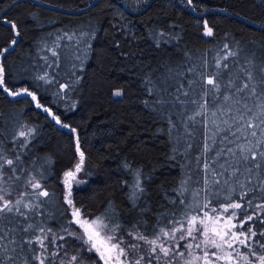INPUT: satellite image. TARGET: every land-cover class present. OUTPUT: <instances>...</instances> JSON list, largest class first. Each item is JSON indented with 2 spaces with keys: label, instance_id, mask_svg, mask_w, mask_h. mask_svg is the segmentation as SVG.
Instances as JSON below:
<instances>
[{
  "label": "trees",
  "instance_id": "16d2710c",
  "mask_svg": "<svg viewBox=\"0 0 264 264\" xmlns=\"http://www.w3.org/2000/svg\"><path fill=\"white\" fill-rule=\"evenodd\" d=\"M95 1L0 0L4 86L27 89L37 98L13 97L0 87V156L13 160L11 166L0 160V187L13 202L21 193L35 201L27 183L35 177L49 193L39 198L37 213L0 214V244L13 264H39L32 253L37 249L39 255V246L25 243L35 238L32 231H22L29 223L51 230L45 232V264H68L73 255L76 264H102L80 239L69 198L83 215L103 217L122 246L141 244L136 255H144L142 264L149 260L148 246L129 233L152 239L175 222L187 225L186 216L226 217L223 205L231 202L242 205L235 210L234 230L255 231L253 249L264 254V163L255 168L257 161H243L240 150L249 141L264 140V134L260 127L237 131L259 116L264 104V0ZM229 52L236 55L225 60ZM210 76L220 91L207 85ZM245 82L249 89L233 86ZM225 95L232 99L224 101ZM29 129L30 135L19 136ZM77 139L90 179L67 197L63 175L79 159ZM137 181L142 192L135 190ZM248 215L253 219L240 228ZM189 242L178 241L186 257ZM238 247L256 260L249 249ZM169 260L184 264L180 257L152 264Z\"/></svg>",
  "mask_w": 264,
  "mask_h": 264
},
{
  "label": "snow or ice",
  "instance_id": "6c2138e0",
  "mask_svg": "<svg viewBox=\"0 0 264 264\" xmlns=\"http://www.w3.org/2000/svg\"><path fill=\"white\" fill-rule=\"evenodd\" d=\"M192 0H188V3H191ZM11 24L13 29H16V25L11 21H8ZM19 35V31L15 33ZM207 35H212V30L207 29ZM12 45L16 44V40L11 41ZM227 47V45L225 46ZM8 49L4 48L3 52H7ZM3 53H0L2 55ZM236 53L229 52L227 56L224 57L226 60L228 56H235ZM220 66V62H218ZM224 68H227L228 65L225 63L222 65ZM246 74L248 79H252L251 72L247 70ZM3 67L0 65V87H3L4 91L8 92L11 96H19L21 92H14L4 86L3 79ZM44 79V77H41ZM207 85L212 86L213 92L220 91V86L217 80L210 76L207 81ZM232 84V81L229 82ZM237 91H243L244 89H249L250 86L247 82L242 85L236 86ZM64 87H67L66 85ZM253 95L256 94L255 88L250 89ZM23 94H27L32 97L33 100H36V95L32 92H29L27 89L23 90ZM207 91L205 92V95ZM116 96L122 95L121 92L117 91ZM188 95V93H184ZM224 101L232 99L230 95H225L223 97ZM193 103H196L193 101ZM207 101H204V104L201 107H206ZM37 107H42L37 102ZM244 108L247 109V113H252V109L248 108L247 104L244 105ZM260 112L259 116H253L252 119H249L242 128H238L237 131H242L243 128H252L255 129L260 127L262 134H264V104L259 106ZM45 112H50V109L45 108ZM202 112H197V115H202ZM57 123H60L59 117H53ZM195 117H192L194 119ZM241 121L244 120V114H241L239 117ZM258 119L259 124L253 123V120ZM64 127H69L68 125H63ZM31 129L28 131L21 130L19 132L20 137H27L31 133ZM75 132V129H72ZM235 135V133H233ZM250 135L256 137V131H251ZM264 140H257L255 144H252L251 141L247 145L240 146L241 150V159L243 161H257L254 167L259 169L261 168V163H264ZM77 150L79 151V140L77 139ZM84 152L79 151V162L75 165L74 171L65 172L64 183L68 187V196L71 197V186L72 180L76 178V175L83 170L84 167ZM0 160H3V163L11 166L13 160H5L3 156H0ZM205 167H209L205 165ZM3 168V164H0V169ZM249 172L252 171L251 168L248 169ZM239 172V168L234 169L233 174ZM3 178V173L0 171V180ZM28 186L35 190L32 193L36 197V200H25L26 193L19 194L18 198L13 202L12 199L6 198V189L0 187V214L13 213L22 217H27L29 213H37L41 203L40 197H48L49 193L46 189L43 188L41 183L35 179V177L28 180ZM219 183V181H215ZM227 183V181H225ZM243 188L244 185H241ZM135 190L137 192H142L143 189L140 187L139 181L135 184ZM10 195V194H8ZM67 203L72 206V216L75 218L74 223L79 225L83 229V236L80 237L84 243L89 245L88 251H95L99 254L100 259L103 260V264H142L144 261V255H136L138 253L141 244L139 243H129L126 246L123 245V240L118 239L115 235V228L109 229L108 224L104 222L103 217H97L92 221H88L81 218V211L79 208H76L73 204L71 198L67 200ZM251 202L249 201V204ZM27 209L28 212L22 210ZM207 207V205H205ZM242 205L237 202H231L223 205V212L229 213L226 217L222 215H210L208 212H204L202 216L190 215L186 216L187 225L183 221L175 222L172 227L166 229H159L157 232L153 233V238L149 239L143 233L136 232L135 234L129 233L132 236L133 240L142 242L144 245L148 246L149 260L147 264H152L153 259L169 258V257H180L184 260V264H240L241 261L244 264H264V254H257L253 249L252 241L253 238L257 235L255 231H252L251 228L248 231H235L237 224L233 221L237 219L236 209H240ZM264 207V206H261ZM233 210L229 212V210ZM215 212V209H213ZM253 217L248 215L246 220H240L239 227L243 228L244 223L251 221ZM24 232L32 231L34 239H29L25 243L32 245L33 243L39 246V255L36 254L37 249H32L33 258L39 261V264H45V251L46 245L45 240L47 236L45 232H50V229H45L42 226L33 225L31 223L27 224L25 228L22 229ZM180 233L177 237L176 233ZM38 233V234H37ZM70 235L72 233H69ZM261 236H264V232L260 233ZM63 239V237H61ZM4 240V236L0 234V241ZM179 240H189L190 242L185 245V249L188 253L187 257L185 252L179 251ZM172 241V243H168ZM195 242V243H193ZM10 243H15V240L10 241ZM259 243V241H255ZM238 246H243L244 248L249 249V253L252 257H256L255 261L249 259V254H243L240 252ZM261 248H264V244H260ZM199 250V254L195 251ZM215 249L216 251H210ZM14 252L15 249H12ZM8 249L5 248L3 244H0V264H13L14 257L7 254ZM130 253L134 255V258L130 259ZM57 253H53L56 255ZM67 255V253H65ZM78 261V256L73 255L69 258L68 264H76ZM24 264H27V261H24ZM168 264H171L169 260Z\"/></svg>",
  "mask_w": 264,
  "mask_h": 264
},
{
  "label": "rangeland",
  "instance_id": "374dc122",
  "mask_svg": "<svg viewBox=\"0 0 264 264\" xmlns=\"http://www.w3.org/2000/svg\"><path fill=\"white\" fill-rule=\"evenodd\" d=\"M17 92H21L22 93L19 96L27 95V94H23V90H19ZM13 97H18V96H13ZM78 162H79V159H78L77 163ZM74 169H75V166L72 169H70V170L74 171ZM70 170H68V171H70ZM90 171L91 170H90L89 166L86 164V162L84 160L83 170L76 175V178L74 180H72L71 196L73 195L74 189L84 187L88 183V181L90 179ZM64 180H65V175H63V185L65 187V191H66L67 197H69L68 196V187H67V185H65ZM81 218L85 219V220H88V221H92V220L96 219L97 217H88V216L83 215V213L81 212ZM80 229L83 232V229L82 228H80ZM93 252L96 253L95 251H93ZM96 254L100 258L99 254L98 253H96ZM101 263L103 264V260H101Z\"/></svg>",
  "mask_w": 264,
  "mask_h": 264
},
{
  "label": "water",
  "instance_id": "95a60500",
  "mask_svg": "<svg viewBox=\"0 0 264 264\" xmlns=\"http://www.w3.org/2000/svg\"><path fill=\"white\" fill-rule=\"evenodd\" d=\"M152 1H153V0H152ZM152 1H151V2H152ZM96 2H97V0L93 3V5H94ZM151 2L147 5V7L151 4Z\"/></svg>",
  "mask_w": 264,
  "mask_h": 264
}]
</instances>
